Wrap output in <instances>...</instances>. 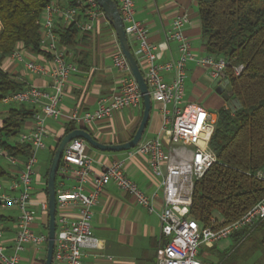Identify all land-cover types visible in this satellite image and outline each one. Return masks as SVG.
Masks as SVG:
<instances>
[{"label": "built area", "instance_id": "2783aa9c", "mask_svg": "<svg viewBox=\"0 0 264 264\" xmlns=\"http://www.w3.org/2000/svg\"><path fill=\"white\" fill-rule=\"evenodd\" d=\"M128 38L137 44L133 50L149 87L151 98L162 105L165 115V130L172 146L165 147V136L140 141L129 152V157L145 156L154 175L160 177L164 206L159 215L166 244L162 249L158 264H205L199 258L203 244H215L244 229H254L264 220V197L252 206L238 220L217 226L218 220L210 218V224L202 226L189 216L195 182L217 162V156L210 147L214 121L210 113L196 103H184L188 62L196 61L208 68L213 79L226 73L232 67L240 76L244 65H233L227 56L209 53L197 56L184 27L190 15H177L167 33L168 40L177 42L175 59L160 62L157 45L150 40L148 28L136 18L135 0H115ZM105 15L97 0H51L41 16L40 48L48 55L38 60L24 45L19 44L8 56L15 62L47 80L43 86L31 84L22 90L4 95L3 106L34 105L33 124L28 130H21L17 136L20 143L31 146L25 158L13 157L0 144V216L6 210L16 211V228L11 240L5 238V229L0 224V264H20L22 252L29 246L37 251L48 248V232H37V215L32 209L35 203L33 177L37 172L38 152L46 147L47 137H56L49 130L46 120H58L62 116L61 102L64 87L78 71V64L72 57V47L61 43L59 30H66L76 24L79 32L88 34L100 16ZM113 64L124 72L119 91L99 99L94 110L80 115L76 109L71 119L76 123L110 118L123 109L137 108L142 104V94L133 76L125 55L119 48L113 54ZM142 70V69H141ZM163 72L172 73L166 78ZM171 105V108L167 106ZM192 146L191 149L188 146ZM166 164L164 168L163 165ZM93 159L87 152V141L73 138L66 146L58 169L56 187L57 226L53 259L58 264H82L86 248H95L99 239L94 235L92 219L98 197L109 183L131 194L138 204L154 211L153 197L148 195L125 171V161L116 160L110 165H102V171L93 178L94 188L87 190L86 181L91 177ZM255 177L264 182V168ZM74 179L75 185L65 186V181ZM42 210L48 212V200L42 201ZM77 208L75 219H70L67 210Z\"/></svg>", "mask_w": 264, "mask_h": 264}, {"label": "crops", "instance_id": "0c3cea01", "mask_svg": "<svg viewBox=\"0 0 264 264\" xmlns=\"http://www.w3.org/2000/svg\"><path fill=\"white\" fill-rule=\"evenodd\" d=\"M136 18L149 30L150 40L157 45L158 60L160 62L175 59L177 56V42L167 39L173 19L183 13L190 15L189 22L184 30L192 43L195 55L209 54L206 40L202 36V22L198 11L197 0H135ZM2 24L0 22V30ZM131 47L136 49L134 38H129ZM120 48L116 32L106 17L102 15L96 20L93 30L88 34L79 33L78 44L72 47V57L78 64V71L70 78L64 87V96L61 102L62 116L58 120L47 119L50 131L56 137L46 138V147L41 149L44 155L48 152L49 165L44 176L33 177L35 200L32 209L37 218L35 230L48 232V212L42 210L41 202L48 200L46 194V173L50 167L53 150L57 139L66 131V125L75 123L76 128L85 127L94 138L105 144H120L129 141L135 134L143 115V101L137 108L123 109L110 118H103L91 123H76L71 119L72 113L78 109L80 115L94 110L98 101L104 96L119 91L124 72L119 71L113 64V54ZM48 55L38 54V60H44ZM188 77L186 79L184 103H196L203 106L216 123L219 110L227 106V100L212 87L213 79L204 65L196 61L188 62ZM6 71L11 73L24 86L31 84L41 85L47 80L29 72L22 62H15L8 57L3 63ZM142 71L143 68L141 67ZM166 78L172 73L163 72ZM225 78H228L227 76ZM231 85L227 86V90ZM15 106L0 108L2 116ZM26 109L35 111L34 105H25ZM171 108V105L167 106ZM165 115L162 105L152 98V109L147 127L141 141L165 136L166 148L172 146L168 140L169 133L165 130ZM33 124V117L29 118L22 130H28ZM189 149L192 146H188ZM131 150V149H130ZM130 150L104 151L87 143V152L93 159L91 177L86 181L87 190L94 188L93 178L102 171V165H110L116 160L125 161L126 174L135 181L141 189L153 197L154 211L138 204L135 198L120 190L114 183H109L98 197L94 206L92 226L94 235L99 239L95 248H86L82 264H158L159 256L166 244V237L162 232V223L159 212L164 206L163 191L160 187V177L154 175L145 156L129 157ZM38 152V153H39ZM38 156V154H37ZM39 163V159H38ZM163 167H166L164 163ZM38 169V168H37ZM74 179L66 180L65 186L75 185ZM4 215L8 218L2 223L5 229V238L11 240L15 232L16 211ZM70 219H75L78 209L73 207L67 211ZM232 242H233V238ZM233 244V243H232ZM229 248L220 249L215 244H203L199 249V258L205 264H221V256ZM46 254L29 246L24 252L20 264H45ZM53 264H58L55 261Z\"/></svg>", "mask_w": 264, "mask_h": 264}, {"label": "trees", "instance_id": "16d2710c", "mask_svg": "<svg viewBox=\"0 0 264 264\" xmlns=\"http://www.w3.org/2000/svg\"><path fill=\"white\" fill-rule=\"evenodd\" d=\"M50 1L0 0V101L26 87L4 69L5 59L19 44L43 54L41 16ZM197 6L209 52L229 57L233 65H244L240 76L232 67L225 73L232 97L239 98L243 107L236 112L227 106L219 110L210 140L217 162L195 182L189 212L202 226L209 225L211 217L223 226L238 220L264 197V182L255 177L264 168V0H197ZM57 31L63 45L78 44L76 24ZM24 106L10 108L5 116L0 111V144L13 157L25 158L31 152L29 144L10 140L33 117L35 111ZM74 129L75 123H69L64 134ZM0 173H4L1 164ZM47 176L48 171L46 182ZM7 220L0 216V224ZM231 238L233 245L221 256V264H248L251 256L255 257L252 264H264V220Z\"/></svg>", "mask_w": 264, "mask_h": 264}, {"label": "water", "instance_id": "95a60500", "mask_svg": "<svg viewBox=\"0 0 264 264\" xmlns=\"http://www.w3.org/2000/svg\"><path fill=\"white\" fill-rule=\"evenodd\" d=\"M100 6L102 7L106 17L112 24L118 41L120 45V49L122 53L125 55L128 64L130 66L131 72L135 77L138 86L140 88L143 100V115L141 122L133 135V137L124 143L120 144H105L97 140L93 137V135L85 128L78 127L72 131L64 134L59 142L57 143L55 152L53 154L51 164L48 170L47 176V191H48V248L46 253L45 264H53L54 259V248L56 242V226H57V196H56V187L58 180V169L63 156V152L67 146V144L76 137H81L87 141L88 144L104 151H123L130 150L135 148L140 141L142 140L144 131L147 127L150 113L152 109V98L149 92V87L146 82L143 71L140 68L138 60L132 51V47L129 41V38L126 34L124 22L121 17L118 4L115 0H97ZM226 74L223 73L221 76L216 78L213 81L212 87L216 89V91L223 95V97L227 100V107L232 110V112H236L243 107L239 98L232 97L233 91L227 90V86L230 84L228 78H225Z\"/></svg>", "mask_w": 264, "mask_h": 264}, {"label": "rangeland", "instance_id": "374dc122", "mask_svg": "<svg viewBox=\"0 0 264 264\" xmlns=\"http://www.w3.org/2000/svg\"><path fill=\"white\" fill-rule=\"evenodd\" d=\"M0 108L4 109L5 106H3L1 103H0ZM11 141H17L18 140V136H15L13 137L12 139H10ZM47 154H43L42 152H39L38 153V159H39V163L37 165V176L41 177V176H44V173L46 172L47 168H48V165H49V159H48V152H45ZM12 209L9 208L6 210L7 213L11 212ZM232 239L231 237L230 238H226V239H223L221 240L220 242L217 243L218 247L220 249H224V248H231L232 247ZM43 254H45V251L43 252ZM255 260V257L254 256H251L250 259L248 260V264H252V262Z\"/></svg>", "mask_w": 264, "mask_h": 264}]
</instances>
